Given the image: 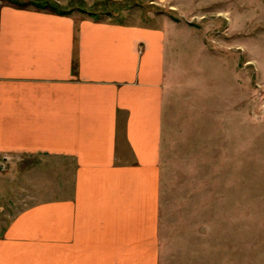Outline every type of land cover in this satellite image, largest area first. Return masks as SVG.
I'll return each mask as SVG.
<instances>
[{"label": "crops", "instance_id": "1", "mask_svg": "<svg viewBox=\"0 0 264 264\" xmlns=\"http://www.w3.org/2000/svg\"><path fill=\"white\" fill-rule=\"evenodd\" d=\"M81 13L0 0V162L25 168L0 264L161 263L167 106L208 50L167 14L129 24ZM195 88L181 117L206 105Z\"/></svg>", "mask_w": 264, "mask_h": 264}, {"label": "rangeland", "instance_id": "2", "mask_svg": "<svg viewBox=\"0 0 264 264\" xmlns=\"http://www.w3.org/2000/svg\"><path fill=\"white\" fill-rule=\"evenodd\" d=\"M46 1L54 2L1 0L36 8ZM152 4L71 0L60 6L68 14L81 8L87 11L81 14L95 20L129 24H151L149 12L167 14L190 24L204 38L207 57L195 54L190 59L201 64V76L180 80L188 87L176 88L182 93L167 106L160 264H264V0ZM195 87L202 102L207 98L206 105L188 108L181 117ZM19 162H0V226L23 209L19 198L25 168Z\"/></svg>", "mask_w": 264, "mask_h": 264}, {"label": "trees", "instance_id": "3", "mask_svg": "<svg viewBox=\"0 0 264 264\" xmlns=\"http://www.w3.org/2000/svg\"><path fill=\"white\" fill-rule=\"evenodd\" d=\"M37 8L39 9H50L53 12L59 13V14H68L69 11H65V9H62L60 5L54 3V2H50V1H46V3H37ZM80 10L82 12H86L84 9Z\"/></svg>", "mask_w": 264, "mask_h": 264}]
</instances>
